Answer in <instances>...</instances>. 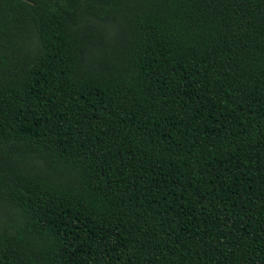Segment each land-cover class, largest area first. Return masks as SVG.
<instances>
[{"label": "trees", "instance_id": "1", "mask_svg": "<svg viewBox=\"0 0 264 264\" xmlns=\"http://www.w3.org/2000/svg\"><path fill=\"white\" fill-rule=\"evenodd\" d=\"M0 264H264V0H0Z\"/></svg>", "mask_w": 264, "mask_h": 264}]
</instances>
